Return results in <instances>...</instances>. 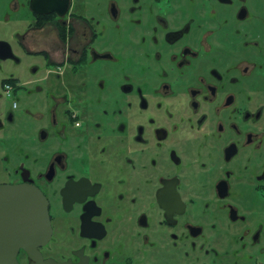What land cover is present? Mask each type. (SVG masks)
Segmentation results:
<instances>
[{"label": "flooded vegetation", "instance_id": "1", "mask_svg": "<svg viewBox=\"0 0 264 264\" xmlns=\"http://www.w3.org/2000/svg\"><path fill=\"white\" fill-rule=\"evenodd\" d=\"M18 11L0 188L51 229L18 263L264 264V0H0V29Z\"/></svg>", "mask_w": 264, "mask_h": 264}, {"label": "water", "instance_id": "2", "mask_svg": "<svg viewBox=\"0 0 264 264\" xmlns=\"http://www.w3.org/2000/svg\"><path fill=\"white\" fill-rule=\"evenodd\" d=\"M21 214L33 218L31 230L17 235L15 228ZM50 231L47 203L40 192L26 187L0 188V264H19V248H37L48 240Z\"/></svg>", "mask_w": 264, "mask_h": 264}, {"label": "rangeland", "instance_id": "3", "mask_svg": "<svg viewBox=\"0 0 264 264\" xmlns=\"http://www.w3.org/2000/svg\"><path fill=\"white\" fill-rule=\"evenodd\" d=\"M22 14L23 16H25V12H16L13 14V19L15 20L16 18V23L12 24V25H9V24H6V20H4L2 23H1V37L8 40L10 43H12V45L16 48H19L18 45H17V42H16V39L14 37H12L13 35V29L16 28L18 30V32L21 34L22 32H24L25 30V26H26V22H22L21 21V18H22ZM4 16H5V12H3L2 14V19H4ZM13 27V28H12ZM33 46H36V45H33ZM23 55V54H22ZM19 73L21 74L22 73V70L21 68H19ZM26 78V74H23L22 75V79H25ZM0 171H1V167H0Z\"/></svg>", "mask_w": 264, "mask_h": 264}]
</instances>
